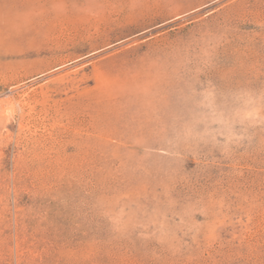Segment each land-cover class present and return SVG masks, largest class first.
Wrapping results in <instances>:
<instances>
[{
    "label": "rangeland",
    "instance_id": "rangeland-1",
    "mask_svg": "<svg viewBox=\"0 0 264 264\" xmlns=\"http://www.w3.org/2000/svg\"><path fill=\"white\" fill-rule=\"evenodd\" d=\"M0 264H264V0H0Z\"/></svg>",
    "mask_w": 264,
    "mask_h": 264
}]
</instances>
